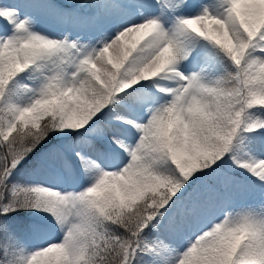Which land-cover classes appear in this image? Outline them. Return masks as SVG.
<instances>
[{
    "label": "snow or ice",
    "instance_id": "snow-or-ice-1",
    "mask_svg": "<svg viewBox=\"0 0 264 264\" xmlns=\"http://www.w3.org/2000/svg\"><path fill=\"white\" fill-rule=\"evenodd\" d=\"M0 264H264V0H0Z\"/></svg>",
    "mask_w": 264,
    "mask_h": 264
},
{
    "label": "rangeland",
    "instance_id": "rangeland-1",
    "mask_svg": "<svg viewBox=\"0 0 264 264\" xmlns=\"http://www.w3.org/2000/svg\"><path fill=\"white\" fill-rule=\"evenodd\" d=\"M72 2L74 3V4H82V3H85V2H92V0H72ZM21 215H23V213L21 214Z\"/></svg>",
    "mask_w": 264,
    "mask_h": 264
}]
</instances>
